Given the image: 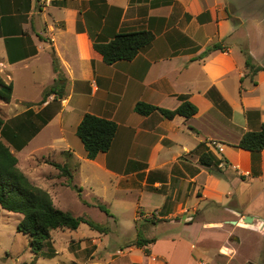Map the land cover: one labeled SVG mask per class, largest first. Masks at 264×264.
Segmentation results:
<instances>
[{
	"label": "crops",
	"instance_id": "obj_1",
	"mask_svg": "<svg viewBox=\"0 0 264 264\" xmlns=\"http://www.w3.org/2000/svg\"><path fill=\"white\" fill-rule=\"evenodd\" d=\"M133 31H149L154 39L133 60L113 65L103 62L89 38L92 33L110 40ZM216 45L219 50L205 54ZM244 51L263 70L250 75ZM0 78L12 84L10 102L0 101L2 119L27 142L20 151L10 147L17 168L49 194L55 207H66L61 199L73 189L50 163L65 165L72 174L82 162L94 161L119 185L137 190L133 239L116 251L120 264H202L194 250L206 237L198 233L184 240L187 227L220 207L241 186L240 179L264 190V150L254 159L236 148L245 132L264 124V0H0ZM54 85L55 93L41 102L44 90ZM211 90L222 108L207 95ZM183 98L197 108L190 118L167 120L158 112L141 116L134 110L139 102L174 110ZM86 113L113 121L111 148L134 153L110 161L109 150L88 160L74 137ZM211 140L223 145L220 154L212 153L225 163L219 175L198 164V145L206 147ZM46 150L49 154H43ZM224 211L238 217L233 230H245V215L233 208ZM230 221L201 223V228L215 230L211 239L221 242L233 236L225 228ZM162 224L167 234L157 237ZM179 229L177 240L168 237ZM103 235L107 232H89V237L59 243L51 237L49 251L28 259L38 264L65 254L80 264H95V256L102 255L101 264H112L115 255L106 249ZM139 236L155 242L137 248ZM179 242L185 247L182 254Z\"/></svg>",
	"mask_w": 264,
	"mask_h": 264
},
{
	"label": "rangeland",
	"instance_id": "obj_2",
	"mask_svg": "<svg viewBox=\"0 0 264 264\" xmlns=\"http://www.w3.org/2000/svg\"><path fill=\"white\" fill-rule=\"evenodd\" d=\"M65 88L68 90V86ZM110 101L113 103V99H110ZM62 111L65 112L66 108H62ZM0 117L2 118L1 113ZM47 136L41 138L39 142L46 140ZM77 141L82 153H84L81 142ZM26 151L30 152V149ZM47 151H44L43 154H49ZM133 153V150H120L115 145L109 151L108 160L113 161L112 159L116 156L122 154L131 155ZM50 155L52 154L50 153ZM98 161L101 162V158H98ZM93 162H82L80 171L75 172L73 169V179L70 182L73 192H69L65 196L63 195L61 205L66 207H62L60 210L70 212L75 217L87 218L101 228H104L105 231L100 233L83 224L75 232L65 229L54 230L51 232V237L56 243H59L62 240H69L70 238L89 237V232H94L95 236H98V233L105 234L107 232L106 238L104 235L102 236V239L103 237L105 238V240L103 239L105 247L109 249L108 251L111 254L115 255L112 264H120L119 255L116 251L123 250L124 246L132 243L131 240L133 239V227L135 225L132 220L133 204L136 201L137 190L119 185L118 178L105 174L95 164H92ZM73 167L76 169L79 165L77 164ZM113 168L117 176H119L117 165ZM240 182L242 183L241 186L233 189L232 196L227 199L224 198L220 207L217 206V209L214 208L201 214L202 220L200 224L187 227L185 232L187 238L181 236L184 240L193 239L198 233L201 234L202 238L206 237L203 241H199L200 245L194 250V256L201 258L202 264H264V224L259 220V218H264V190L261 185H254L250 188L247 180L241 181L240 179ZM223 184L225 183L223 182ZM56 203H58L57 200ZM97 204L105 206L110 215L115 218H109L110 216L97 208ZM225 208H233L245 215V217H254L255 220L253 225H246L241 221L245 230L240 228L233 230L234 225H226L225 228L227 231H231L233 236L221 242H215L211 239V235L215 230L207 227L201 228V223L235 221L238 217L226 213L224 211ZM20 219V215L0 209V264H21V262L31 264V261L36 257L30 250L28 237L18 233L16 230ZM232 221H230V224ZM138 228L141 230V227ZM165 230L166 226L162 224L157 227L155 235L157 237L166 236L167 232ZM181 230L170 231L168 237L172 236L171 239L177 240L176 233H181ZM235 238L238 239V242L234 241ZM96 245L99 247L100 243ZM177 246V250L182 254L185 249L183 243L179 242ZM227 249H230V251ZM17 253L21 257L20 261L17 260ZM219 255H223L224 258L219 257ZM29 257L33 260L30 261ZM72 261L80 264L78 259L66 256L65 254L54 255L49 262L43 261L38 264H72ZM92 262L95 264L103 263L102 255L95 256Z\"/></svg>",
	"mask_w": 264,
	"mask_h": 264
},
{
	"label": "trees",
	"instance_id": "obj_3",
	"mask_svg": "<svg viewBox=\"0 0 264 264\" xmlns=\"http://www.w3.org/2000/svg\"><path fill=\"white\" fill-rule=\"evenodd\" d=\"M20 20H23V18L21 17ZM76 29L80 31L79 26ZM89 38L93 49L102 57L103 62L107 65H113L117 62L133 60L139 51L153 41L154 35L149 31L121 32L113 34L110 40H102L99 36L89 33ZM219 49V46H213L205 54L207 55L209 52ZM243 55L245 57V67L249 70L250 75L263 70L253 64L247 51H244ZM52 66L54 72H57L58 65L55 58L52 59ZM54 87L55 85L44 90L41 102H44L50 94L55 93ZM213 94L212 90L207 93L213 100L214 105L222 108L220 99H215ZM11 95L12 84L4 83L0 78V101L9 103ZM181 100V104L174 110L161 109L141 102L135 105L134 110L141 116H149L154 112H158L167 120H172L175 116L184 118L194 116L197 113V108L185 98ZM246 114L249 115V113ZM229 115L230 111L228 109ZM116 128L117 126L113 121L89 113L83 115L75 130V135L81 142L88 160H94L99 154H106L110 150ZM26 144L27 142L4 123L0 117V209L21 216L16 230L28 237L31 252L35 256H39L45 248L49 251L48 245L51 232L54 230L75 231L81 224H85L90 229L103 233L105 229L91 220L84 217H75L69 212L56 208L49 194L34 186L17 168V159L11 152L10 147L20 151ZM236 148L251 153L254 159L257 158L259 153L264 150V124L260 125L258 131L245 132ZM197 149L199 150L198 164L211 174H221L222 168L219 165L222 161L207 150L205 143L199 144ZM50 164L59 170L60 176L66 177L69 183L71 182L72 174L65 165ZM97 208L106 215L111 216L105 206L97 204ZM154 242V239H145L139 236L134 246L146 248ZM144 254L149 255V251L144 249Z\"/></svg>",
	"mask_w": 264,
	"mask_h": 264
},
{
	"label": "built area",
	"instance_id": "obj_4",
	"mask_svg": "<svg viewBox=\"0 0 264 264\" xmlns=\"http://www.w3.org/2000/svg\"><path fill=\"white\" fill-rule=\"evenodd\" d=\"M206 147L208 148V150L215 154L218 155L223 151V145H221L220 143H218L217 141L211 140L206 142ZM220 168L224 167V163L221 162L219 165Z\"/></svg>",
	"mask_w": 264,
	"mask_h": 264
},
{
	"label": "water",
	"instance_id": "obj_5",
	"mask_svg": "<svg viewBox=\"0 0 264 264\" xmlns=\"http://www.w3.org/2000/svg\"><path fill=\"white\" fill-rule=\"evenodd\" d=\"M244 224L246 225H253V222H254V217H244L242 218L241 220ZM263 224H264V221H262ZM231 225H237V222L236 221H232L231 222ZM234 241L238 242V239L235 238Z\"/></svg>",
	"mask_w": 264,
	"mask_h": 264
},
{
	"label": "flooded vegetation",
	"instance_id": "obj_6",
	"mask_svg": "<svg viewBox=\"0 0 264 264\" xmlns=\"http://www.w3.org/2000/svg\"><path fill=\"white\" fill-rule=\"evenodd\" d=\"M248 264H252V263H248Z\"/></svg>",
	"mask_w": 264,
	"mask_h": 264
}]
</instances>
